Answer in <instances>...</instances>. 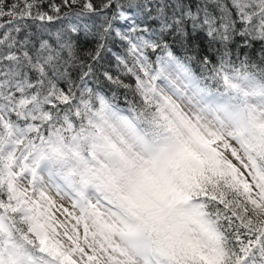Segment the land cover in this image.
Listing matches in <instances>:
<instances>
[{"label":"snow or ice","instance_id":"snow-or-ice-1","mask_svg":"<svg viewBox=\"0 0 264 264\" xmlns=\"http://www.w3.org/2000/svg\"><path fill=\"white\" fill-rule=\"evenodd\" d=\"M0 264H264V0H0Z\"/></svg>","mask_w":264,"mask_h":264}]
</instances>
